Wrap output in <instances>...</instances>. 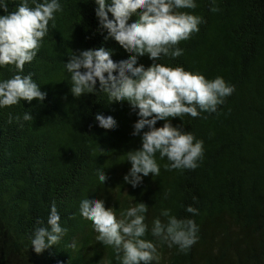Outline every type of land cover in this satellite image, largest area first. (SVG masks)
<instances>
[{
    "label": "trees",
    "instance_id": "16d2710c",
    "mask_svg": "<svg viewBox=\"0 0 264 264\" xmlns=\"http://www.w3.org/2000/svg\"><path fill=\"white\" fill-rule=\"evenodd\" d=\"M196 4L181 11L202 17L199 31L179 42L180 57L158 62L208 80L222 77L234 91L215 113L171 121L203 142L196 169L166 170L167 159L157 153L159 175L133 189L123 177L130 168L125 153L140 148L139 136L131 135L135 113L127 102L109 104L100 92L74 98L62 63L71 51L89 48L111 50L114 61L129 53L105 40L89 0H61L56 27L49 23L37 56L24 65L23 74L31 73L47 94L43 104L21 101L0 109V264H117L114 249L98 243L91 222L78 213L79 201L93 195L117 214L136 201L148 206L144 238L157 245L158 264H264V0H216V12L209 0ZM151 63L138 58L145 67ZM11 74L7 66L0 69V79ZM24 111L33 119L8 123L9 112ZM96 113L112 115L116 128L97 127ZM98 168L105 172L104 185ZM53 203L68 231L36 254L29 237L38 219L46 226ZM188 205L198 214L186 213ZM161 208L197 225V241L186 253L151 236Z\"/></svg>",
    "mask_w": 264,
    "mask_h": 264
},
{
    "label": "clouds",
    "instance_id": "9594fccd",
    "mask_svg": "<svg viewBox=\"0 0 264 264\" xmlns=\"http://www.w3.org/2000/svg\"><path fill=\"white\" fill-rule=\"evenodd\" d=\"M209 2L213 5L209 10L218 11L216 0ZM89 3L95 5L98 28L101 34L106 31L105 40H114L129 55L114 61L112 51L104 47L71 51L67 62H62L63 70L68 74L74 98L100 92L107 96L109 104L127 102L135 113L137 119L131 135L139 136L140 148L125 153L130 168L123 177L124 183L135 189L150 174L154 180L160 172L157 153L160 159H167L166 170L196 169L203 156V142L180 126H173L171 121L174 118L182 121L184 115L196 118L203 112L215 113L217 106L234 91L222 77L208 80L182 66L158 62L162 58L180 57L183 49L177 46L179 42L199 31L202 17L181 11L195 9L196 0H89ZM9 5H15L14 10ZM61 11V0H0V12L4 13L0 15V69L7 66L12 73L7 79H0V109L21 101L43 104L47 94L31 73L23 74L24 65L37 56L49 23L55 28V14ZM131 17L134 19L130 21ZM144 56L152 61L148 67L138 64V58ZM32 119L30 111L15 116L8 113V123ZM94 120L103 129L117 126L112 115L96 113ZM158 121H163L161 127H156ZM96 175L104 185L105 172L98 168ZM167 196L165 191L163 198ZM184 210L198 214L191 205ZM147 211L145 203L136 201L117 214L116 209L106 208L104 200L94 195L78 204L80 217L91 222L95 240L114 249L117 264H158L157 245L144 238L149 229L145 223ZM60 220L53 203L46 226L44 221H36L39 226L29 237L30 248L36 254L57 245L67 233ZM197 232L194 220L178 218L168 208H161L159 216L151 221V236L169 248L175 246L180 253H186L196 243Z\"/></svg>",
    "mask_w": 264,
    "mask_h": 264
}]
</instances>
